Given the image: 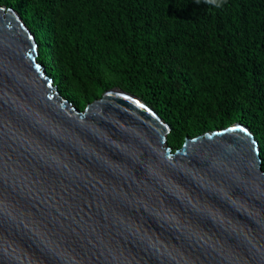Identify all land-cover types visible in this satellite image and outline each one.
I'll use <instances>...</instances> for the list:
<instances>
[{"label":"water","instance_id":"obj_1","mask_svg":"<svg viewBox=\"0 0 264 264\" xmlns=\"http://www.w3.org/2000/svg\"><path fill=\"white\" fill-rule=\"evenodd\" d=\"M0 5V264H264V170L235 122L167 144L118 87L77 109Z\"/></svg>","mask_w":264,"mask_h":264},{"label":"trees","instance_id":"obj_2","mask_svg":"<svg viewBox=\"0 0 264 264\" xmlns=\"http://www.w3.org/2000/svg\"><path fill=\"white\" fill-rule=\"evenodd\" d=\"M34 35L60 94L85 106L114 87L168 123L167 144L235 122L264 170V0H0ZM219 5V6H217Z\"/></svg>","mask_w":264,"mask_h":264},{"label":"clouds","instance_id":"obj_3","mask_svg":"<svg viewBox=\"0 0 264 264\" xmlns=\"http://www.w3.org/2000/svg\"><path fill=\"white\" fill-rule=\"evenodd\" d=\"M209 3H213V4H216V0H208ZM219 6V5H217Z\"/></svg>","mask_w":264,"mask_h":264}]
</instances>
